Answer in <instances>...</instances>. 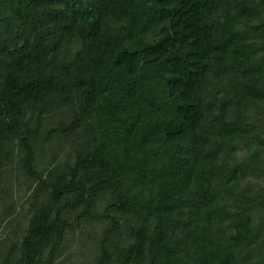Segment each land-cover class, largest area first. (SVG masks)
Returning a JSON list of instances; mask_svg holds the SVG:
<instances>
[{
    "label": "trees",
    "instance_id": "trees-1",
    "mask_svg": "<svg viewBox=\"0 0 264 264\" xmlns=\"http://www.w3.org/2000/svg\"><path fill=\"white\" fill-rule=\"evenodd\" d=\"M14 168L0 264L92 221L96 264H264V0H0V188Z\"/></svg>",
    "mask_w": 264,
    "mask_h": 264
},
{
    "label": "rangeland",
    "instance_id": "rangeland-1",
    "mask_svg": "<svg viewBox=\"0 0 264 264\" xmlns=\"http://www.w3.org/2000/svg\"><path fill=\"white\" fill-rule=\"evenodd\" d=\"M49 126L54 125L49 124ZM49 145H51V142L48 145H43L40 154H38L40 155V166L43 169L45 168L47 172L54 171L56 173L58 171L57 165L70 159L69 152L71 150L70 147L56 148L57 143ZM56 158H59V160L56 161ZM10 172L13 174L10 178L14 183L0 188V210L4 212L10 201L16 202L17 210L5 222H0L2 224L0 234L3 244H5L3 250H0L2 258L15 256L18 258L19 255H16L15 249L18 248L21 235L25 233L29 225L26 214L33 202V198H31L32 191L27 190V183L18 180V178H23L24 175L17 168L10 169ZM9 193H12L10 199L8 198ZM103 208L104 203L101 205V209ZM67 218L71 220L72 217L67 215ZM104 228V223L92 221V223H85L82 229L69 231L58 251L56 260L47 264H96L95 259H93V256L95 257V244ZM19 237L20 239H18ZM50 252L49 249L45 260L50 256Z\"/></svg>",
    "mask_w": 264,
    "mask_h": 264
}]
</instances>
